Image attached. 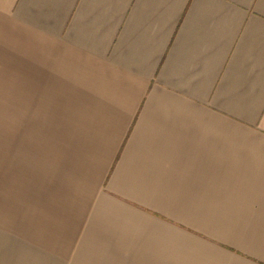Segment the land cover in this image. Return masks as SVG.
I'll use <instances>...</instances> for the list:
<instances>
[{
    "label": "crops",
    "instance_id": "1",
    "mask_svg": "<svg viewBox=\"0 0 264 264\" xmlns=\"http://www.w3.org/2000/svg\"><path fill=\"white\" fill-rule=\"evenodd\" d=\"M0 80V263L264 264V0H0Z\"/></svg>",
    "mask_w": 264,
    "mask_h": 264
},
{
    "label": "rangeland",
    "instance_id": "2",
    "mask_svg": "<svg viewBox=\"0 0 264 264\" xmlns=\"http://www.w3.org/2000/svg\"><path fill=\"white\" fill-rule=\"evenodd\" d=\"M4 82V80H0V205L5 201L7 172L9 173L10 171L11 176L15 169H19L20 155L21 153H25L26 155L28 151L30 152L29 149L34 148V145L31 144L48 141L50 134H47L46 131L52 125L46 119H35L34 113L28 109L29 104H24L25 111L22 113L21 104L14 101V99L19 98L18 87H7L3 85ZM0 209H2V206H0ZM2 212L0 211V223H2L3 219ZM4 230L11 232L10 230L13 229L5 226ZM5 259L0 264H8L5 261H8L10 258ZM53 259L54 261L51 258H39L35 263L51 264V261H53L55 264H62V258ZM9 264L17 263L11 262Z\"/></svg>",
    "mask_w": 264,
    "mask_h": 264
}]
</instances>
